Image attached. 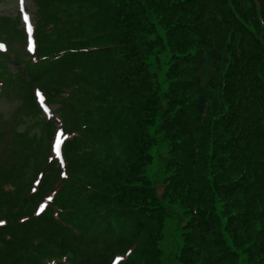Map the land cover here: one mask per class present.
Instances as JSON below:
<instances>
[{"label": "trees", "instance_id": "obj_1", "mask_svg": "<svg viewBox=\"0 0 264 264\" xmlns=\"http://www.w3.org/2000/svg\"><path fill=\"white\" fill-rule=\"evenodd\" d=\"M35 4L34 55L0 17L21 41L0 54V100L19 101L0 122V264H264V0ZM36 87L60 105L67 179Z\"/></svg>", "mask_w": 264, "mask_h": 264}, {"label": "rangeland", "instance_id": "obj_2", "mask_svg": "<svg viewBox=\"0 0 264 264\" xmlns=\"http://www.w3.org/2000/svg\"><path fill=\"white\" fill-rule=\"evenodd\" d=\"M23 6H27V11L24 12V16H27L29 19L30 14H33L34 6L32 0H1L0 1V13H11L13 16H16L18 10H21ZM19 101L15 99L6 101L4 100L0 108L2 109V114H0V122H4L12 117L14 109ZM31 118L25 125L22 126V129H25L29 132V135L32 137H39L43 133V126L41 124V119L39 117H29Z\"/></svg>", "mask_w": 264, "mask_h": 264}, {"label": "snow or ice", "instance_id": "obj_3", "mask_svg": "<svg viewBox=\"0 0 264 264\" xmlns=\"http://www.w3.org/2000/svg\"><path fill=\"white\" fill-rule=\"evenodd\" d=\"M24 20L27 23L28 21V17L24 16ZM29 31H31V28H29ZM37 95H39V93H37ZM59 150H60V141L59 139L56 140L55 144L53 145V151H55L57 154H59ZM61 175H63V173H61ZM48 199H51V197H48ZM44 206L41 205V208H43ZM4 221H0V224H3ZM119 259V257L117 258V260Z\"/></svg>", "mask_w": 264, "mask_h": 264}]
</instances>
